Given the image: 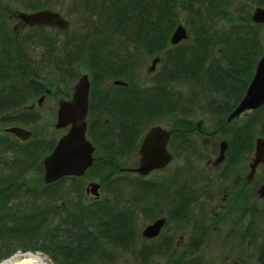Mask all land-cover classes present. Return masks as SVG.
<instances>
[{"label": "trees", "instance_id": "obj_1", "mask_svg": "<svg viewBox=\"0 0 264 264\" xmlns=\"http://www.w3.org/2000/svg\"><path fill=\"white\" fill-rule=\"evenodd\" d=\"M72 1L84 28L67 35L59 46L51 34L59 33L57 29L11 27L12 14L53 10L51 0H0V123L31 127L32 132L27 142L7 134L3 137L9 140L0 141V171H10L6 177L0 175V259L22 246L49 255L56 264H117L124 254L136 264H151L153 257L163 254L173 257L170 264H184L186 255L175 257L178 249L172 237L144 242L137 217L153 219L164 202L167 207L161 211L168 225L187 224L189 198L195 191L174 176L152 180L122 168L137 167L141 138L155 125L172 131L174 156V143L182 149L192 146L188 135L197 116L211 120L213 134L227 143L225 175L251 157L256 138L264 139V105L241 122H227V117L243 98L263 53L264 29L251 15L255 7H264V0ZM179 24L188 38L171 46ZM27 43L42 49L39 61L31 59ZM156 57L159 69L148 86L140 85V69ZM44 67H53L56 79L43 77ZM83 70L90 80L87 136L95 147V161L85 175L115 185L112 202L95 199L86 204L83 178L41 182L38 192L33 185L21 190L27 184L23 172L42 177V160L57 141L40 138L31 102L51 84L67 86ZM115 80L126 85H114ZM6 155L11 157L8 162ZM67 181L69 189L56 196ZM20 192L32 203L42 198V205L6 208ZM257 218L264 221V205ZM194 237L188 252L201 247ZM255 257L256 264H264V231ZM189 264L200 263L192 258Z\"/></svg>", "mask_w": 264, "mask_h": 264}, {"label": "rangeland", "instance_id": "obj_2", "mask_svg": "<svg viewBox=\"0 0 264 264\" xmlns=\"http://www.w3.org/2000/svg\"><path fill=\"white\" fill-rule=\"evenodd\" d=\"M51 1L53 5V11H57L58 13H60L69 22L68 29L64 31L59 30V33H55L54 31L51 32L52 36L57 39V45L60 46L62 44V41L66 39L67 35L71 36L72 33H79L84 28V23L82 22V15L76 9L72 0ZM10 17V21H12L11 27L13 29H18V26H21V23L18 21V19H16L15 14H12ZM181 23L183 24V20H181ZM26 47L29 51L31 59L36 62L39 61L42 49L39 46H33V44L30 43H27ZM152 60L146 62V65L140 69V73L138 76V79L140 80V85L148 86L149 81L154 77L155 72L159 69V65L157 64L153 71L149 70ZM42 72L44 75L43 77L46 76L47 80L48 76L49 80L56 79V74L54 72L53 67H44ZM82 73L84 74L86 73V71L83 70L81 72V75ZM77 79L78 78L71 80L67 84V86H65L64 83L57 82L51 84L48 87L49 94L45 93L43 95V101L41 100L40 106L38 105V101L40 100L39 98H36L33 102H31L34 105L32 109L38 115V121L34 125V128L37 131L41 132L40 138L43 137L46 140L54 138L55 140H57L62 135L63 131L56 130L54 128L56 123V110L58 108L59 102L66 98L64 95L66 93H70L67 90L72 89ZM110 83L111 82H107L106 85H110ZM251 113L252 112H246L242 114L239 118L236 119L237 122H241L244 119H247ZM162 120H164L162 124H166V122H168V119L166 117H163ZM192 120L193 133L188 135V137L192 135L190 137V141H192V146H190L189 144L188 148L182 149L174 143L177 153L176 156H174V154L170 151L173 158L166 171L155 172L147 177V179L157 180L162 178L166 179L170 176H174L175 179L178 178L180 182L186 184L187 190L191 188L192 191H195V197L190 196L189 198V201L191 203V212L189 213L190 219L188 220L187 224L180 223L175 226L174 224L168 225L167 222L165 224V228L163 229L161 236L158 238L165 239L166 237H172L174 244L173 246L178 249V251H176L175 253V257L180 256L181 253H184L186 255V257H184L182 260L184 264H189L192 258H194L200 264H256V251L259 244L261 243V238L264 231L263 219L258 220L257 218L256 229L252 231L253 236H247L246 239L239 243L240 245H221L222 233L228 230L226 228L228 227L227 225H225L226 227H221V221L223 223L225 220L234 217V215L236 216L238 207L240 206L238 205L239 200H237V196L232 195L233 191H231L230 189V187H232L231 180L234 178L236 179L238 173L242 175L241 178H245V176L247 175L246 171L248 165L251 159L253 158L254 153H252L251 157L246 159L247 161H244L243 164H241L242 162H240L241 165H237V169L233 170L232 176L229 177L230 179H225V176L227 175L223 173V169L226 167L225 163L221 165V180H219L218 177H213L212 174L217 171H214L213 165H207V162L209 160L214 161L215 157H213V155L217 154L218 149H220L221 137H218L213 134L212 121L208 120L207 117L197 116L193 117ZM8 127L11 126H6L0 123V141L2 140L5 142L9 140V138L3 137L5 134H7L5 133V130ZM24 128L31 131V127L29 129L27 127ZM7 135L9 136V134ZM18 141L22 142L20 140ZM10 158V155H6L5 160L8 162ZM199 170L205 174H202L200 179L196 175L194 176V173L198 172ZM0 172V175L2 177H6V174H10V171L7 168H4V170H1ZM22 175L23 181L25 178L27 184H23L21 190H27L28 186L33 185L34 188L37 187V189H35L38 192V188L41 187L40 183H43V174L42 177H38L33 171H26L23 172ZM85 176L86 177L83 178V180L81 181V185L84 192L86 204L92 203L95 200V197L90 192H85L87 185H89L90 183H97L100 185V188L98 190L99 199H104L109 202H112L111 200L114 199V196L116 195L115 193H117L114 189L116 188L115 185H104L98 177L91 178L88 175ZM252 177V179L254 180L253 182L256 181L258 188L264 186H260L264 184V163L260 164L255 169V173ZM253 182L251 181V183ZM63 185L64 186L56 192V196L57 194H65V192L70 187V182L67 181ZM18 194L19 196H16L17 198H14L12 201H10L5 206L6 208L11 209L16 205H20V208L28 206L35 207L38 205H42V198H38L35 202L32 203L30 197L23 195L22 192ZM67 198L71 201L74 200V196L70 194L67 196ZM255 198L257 201L255 202L257 204V211H261V207L264 205V196L263 199H260L258 195H256ZM120 201H122L121 198ZM58 204H62V201H59ZM160 207L162 208L161 210L166 209V203L162 202L160 204ZM161 210L159 209L157 210V212L154 213L156 214V217H154L153 219L141 215L140 217H137V228H139V233H141L142 230L154 220L158 219L160 216L165 215L164 212H162ZM202 224L206 225L207 228L205 227L204 229ZM201 226L203 230H201ZM194 235H196L197 238L201 241L199 243L201 247L195 253L188 252L189 246L197 240ZM180 237L184 238L181 239ZM17 252L31 251H27L26 249H22V246H18L7 256H2L0 262ZM35 253L40 254L45 259L47 264H56L49 255L41 251H35ZM175 257L174 260H176ZM171 259H173V257ZM171 259H166L163 254V256L153 257V261L151 262V264H170L169 262ZM117 264L136 263L134 262L133 257L124 254L119 256Z\"/></svg>", "mask_w": 264, "mask_h": 264}, {"label": "water", "instance_id": "obj_3", "mask_svg": "<svg viewBox=\"0 0 264 264\" xmlns=\"http://www.w3.org/2000/svg\"><path fill=\"white\" fill-rule=\"evenodd\" d=\"M16 17L24 26L48 27L61 31L68 29L69 22L58 12L53 10H40L32 13L18 12ZM252 22L264 29V7H255L251 15ZM188 38L187 30L182 25L176 26L170 37L172 46L178 45ZM159 58L151 61L150 71L155 69ZM114 85L124 86L125 82L113 81ZM90 81L87 74L78 77L73 93L68 101H60L56 113V130L67 129L61 136L52 151L47 154L43 161V182L46 185L54 184L67 177L80 178L93 165L95 148L87 139L86 118L89 109ZM41 101V100H40ZM39 101V103H40ZM264 105V43L263 53L256 63L253 76L246 89L243 98L235 109L227 117V122L239 118L246 112H253ZM5 133L11 134L20 141H27L31 137L29 130L21 127H9ZM172 131L161 126H152L144 135L138 150V164L135 168L127 171L140 177H147L155 170L165 168L172 161V154L167 149ZM227 148L225 141L221 142L217 162H221ZM264 163V139L255 140L254 157L250 163V175L253 176L255 169ZM100 185L90 183L85 192L91 193L95 199H99L98 190ZM264 190V186L261 187ZM263 197V195L261 196ZM165 218H158L147 225L141 232L145 240L156 238L164 225Z\"/></svg>", "mask_w": 264, "mask_h": 264}, {"label": "flooded vegetation", "instance_id": "obj_4", "mask_svg": "<svg viewBox=\"0 0 264 264\" xmlns=\"http://www.w3.org/2000/svg\"><path fill=\"white\" fill-rule=\"evenodd\" d=\"M23 28L25 29L26 27L23 25L18 26V29H23ZM18 29H16V30H18ZM71 94H72V92L66 93L64 95L66 97L64 100H69L71 97ZM64 100H62V101H64ZM42 101H43V99H42ZM40 105L41 104L39 103V106ZM29 107L33 108L34 106L31 104ZM56 113H57V110H56ZM164 128L167 129L166 127H164ZM87 129H88V125H87ZM65 130L67 131V129H65ZM65 130L64 129L61 130V131H63L62 135L66 133ZM167 130H169V129H167ZM147 131L144 133V135L147 133ZM86 135H87V132H86ZM144 135L141 138L139 147L141 145V142L143 140ZM87 138H88V136H87ZM88 139L91 142L90 138H88ZM170 140H171V137H170ZM170 140H169L168 146H167V149L169 150V152H170V144H169ZM218 155H219V149H218V153L213 155V157H215L214 161L209 160L207 162V165H210V164L213 165L214 171H217V172H214V174H212V176L218 177L219 180H221V165L224 164V160L222 162L217 163L216 161H217ZM138 158H139V156H138V152H137V156H136L137 164H138ZM94 159H95V152H94ZM169 164L165 168L160 169V170H155L152 173L166 171ZM122 169H123V172L131 173V172L126 170L128 168H122ZM246 172H247V175L245 176V178L244 177L241 178L242 175L240 173H238L237 178L236 179L234 178L231 180L232 181V187H230V189H231V191H233L232 195L237 196V200H239L238 205H240V206L238 207L236 216L234 215V217L225 220L223 223L221 221V227L222 226L226 227L225 225L228 226V227H226L228 230L226 232L222 233V237H221V244L222 245H229V244L240 245L239 243L242 242V239H246L247 236H251V237L253 236L252 231L254 229H256V226H257V222H256L257 221V204L255 203L257 201H256L255 196L258 195V197L260 199H263V197H261V196L262 195L264 196V194H263L264 190H261L260 189L261 187L258 188L256 181L253 182L254 181L252 179L253 177L250 175V163L248 165ZM152 173H150L149 175H151ZM223 173H225L224 169H223ZM202 174L205 175L202 171L199 170L198 172L194 173V176L196 175L200 179ZM232 174H233V171L232 172L230 171V173L227 174V176L230 177V176H232ZM80 178H85V175L80 177ZM251 181L253 183H251ZM263 185L264 184H262L260 186H263ZM232 195H231V197H232ZM245 205H247V206H245ZM160 217L165 218L166 223L168 222L167 216L164 215V216H160ZM164 228H165V225L162 228L160 234L154 239H157L158 237L161 236ZM242 237H244V238H242ZM180 238L182 239L184 237H180ZM142 239L144 241L153 240V239L145 240L143 237H142ZM234 264H236V263H234Z\"/></svg>", "mask_w": 264, "mask_h": 264}, {"label": "bare ground", "instance_id": "obj_5", "mask_svg": "<svg viewBox=\"0 0 264 264\" xmlns=\"http://www.w3.org/2000/svg\"><path fill=\"white\" fill-rule=\"evenodd\" d=\"M21 128L25 129L23 126ZM29 129V127H28ZM0 264H47L45 259L35 252H17L1 261Z\"/></svg>", "mask_w": 264, "mask_h": 264}]
</instances>
